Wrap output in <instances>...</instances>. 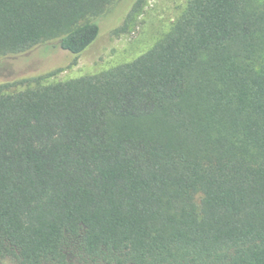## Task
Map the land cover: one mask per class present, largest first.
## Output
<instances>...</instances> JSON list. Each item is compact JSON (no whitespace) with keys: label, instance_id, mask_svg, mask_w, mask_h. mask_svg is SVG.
Returning <instances> with one entry per match:
<instances>
[{"label":"trees","instance_id":"obj_1","mask_svg":"<svg viewBox=\"0 0 264 264\" xmlns=\"http://www.w3.org/2000/svg\"><path fill=\"white\" fill-rule=\"evenodd\" d=\"M121 1L0 0V57L79 56ZM3 89L0 261L264 264V0H188L130 63Z\"/></svg>","mask_w":264,"mask_h":264},{"label":"rangeland","instance_id":"obj_2","mask_svg":"<svg viewBox=\"0 0 264 264\" xmlns=\"http://www.w3.org/2000/svg\"><path fill=\"white\" fill-rule=\"evenodd\" d=\"M188 0H147L144 9L128 23L125 32L118 30L125 24L132 8V0H122L111 11L84 22L96 21L100 26L97 41L83 54L76 56L53 43H43L24 54L0 57V86L3 93L23 91L29 87L51 85L85 76L95 75L130 63L147 53L171 30L181 16ZM31 82L22 83V81ZM66 246L68 264H85L76 245ZM0 264H20L6 259Z\"/></svg>","mask_w":264,"mask_h":264}]
</instances>
